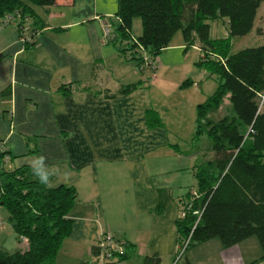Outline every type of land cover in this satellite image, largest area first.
I'll use <instances>...</instances> for the list:
<instances>
[{
	"label": "crops",
	"instance_id": "crops-1",
	"mask_svg": "<svg viewBox=\"0 0 264 264\" xmlns=\"http://www.w3.org/2000/svg\"><path fill=\"white\" fill-rule=\"evenodd\" d=\"M116 5V0H54L34 6L29 25L38 34L31 45L18 41L14 20L0 19V141L7 151L0 168L32 167L43 155L57 169L52 185L76 192L67 214L71 230L56 264L89 261L101 232L126 244V255L110 264H141L154 254L159 264H174V220L195 188L196 156L190 149L195 106L217 79L195 65L198 45H186L177 32L158 52L153 71L139 72L119 51ZM217 20L208 22L211 38L227 35H211ZM257 33L264 30L257 27ZM233 39L231 52L245 48L232 50ZM185 79L190 83L179 87ZM137 81L140 86L130 93H118ZM260 254L254 236L226 247L210 238L188 246L182 262L264 264L257 260Z\"/></svg>",
	"mask_w": 264,
	"mask_h": 264
},
{
	"label": "trees",
	"instance_id": "trees-1",
	"mask_svg": "<svg viewBox=\"0 0 264 264\" xmlns=\"http://www.w3.org/2000/svg\"><path fill=\"white\" fill-rule=\"evenodd\" d=\"M116 1L119 51L135 62L139 72L153 71L155 64L142 67L138 46L154 63L158 52L179 31L186 45H198L201 56L195 65L217 79L215 89L195 106L191 143L204 134L208 145L199 157L194 151L196 197L191 200L188 194L180 202V206L189 203L190 208L183 218L174 220L177 246L189 233L185 249L210 238H217L226 247L254 236L261 251L257 260H264V45L230 50L232 37L252 29L262 0ZM53 2L0 0V19L13 12L20 32L33 18L34 6ZM134 18L140 20L138 36L131 34ZM216 19L226 20L225 37H210L208 22ZM29 27L30 35L38 33ZM186 83L190 81L183 80L179 87ZM140 84H126L118 93H130ZM223 99L228 102L226 113L210 119L208 114L216 111ZM151 114L146 111L148 121ZM162 192L158 191V203L163 201ZM75 200L72 186L48 187L34 175L32 167L0 168V208L20 245L12 252L0 251V264H56L55 256L71 230L72 220L67 214ZM160 208L158 204L155 211ZM95 239L91 259L82 264H110L112 259L126 255L124 242L122 252L99 260ZM183 252L174 257V264H188L182 262ZM141 264H159V257L144 256Z\"/></svg>",
	"mask_w": 264,
	"mask_h": 264
},
{
	"label": "rangeland",
	"instance_id": "rangeland-1",
	"mask_svg": "<svg viewBox=\"0 0 264 264\" xmlns=\"http://www.w3.org/2000/svg\"><path fill=\"white\" fill-rule=\"evenodd\" d=\"M256 10L257 11L255 14L254 27L250 30V33L245 37H234L232 41V50H235L237 49V47L240 46L253 47L258 45H264V35H260L257 33V27H261L264 30V18L260 19L259 16L260 14H264V2H262V4L259 7H257ZM212 24L217 26V29L215 31H211V35L213 37L214 36L219 37L220 35H222V33H224L223 31H227V26L224 23L223 19H218ZM140 28H141L140 20L138 18H134L131 24V33L132 34L138 33L140 31ZM177 34H180L179 31L177 32ZM262 103L264 107V99ZM227 105H228L227 100L223 99V102L220 105V107L216 111L210 112L208 114V117L210 119H217L221 117L223 114L226 113L224 108ZM207 145H208L207 137L204 134H201L199 135L197 141L190 144V149L193 150V152L196 150V154L199 157L200 154L203 153V150L205 149V147H207ZM0 220H1L0 251L12 252L18 249L20 245L15 241L14 233L12 232V229L7 221V215L1 208H0Z\"/></svg>",
	"mask_w": 264,
	"mask_h": 264
},
{
	"label": "built area",
	"instance_id": "built-area-1",
	"mask_svg": "<svg viewBox=\"0 0 264 264\" xmlns=\"http://www.w3.org/2000/svg\"><path fill=\"white\" fill-rule=\"evenodd\" d=\"M4 18L8 21H13L16 24L15 18H14V13L13 12H8L4 15ZM30 25H26L24 27H22V29H20V32H18V41L21 44L24 45H31L34 41V37H36V35L38 33H34L33 35H30L29 32V27ZM107 27L108 24H104V26L102 27V31L104 34L107 33ZM135 41V39H133ZM138 49L141 50V58H142V67H148V66H152L154 63L153 61H151V58L148 57V55H146L143 52V48H140L138 46ZM7 159V151H6V147L3 141H0V160H6ZM196 197V192H194V190L190 191V199L192 200V198ZM190 208V204L189 203H185L184 205H181L178 209L177 212V218H183L185 216V214L187 213V211ZM196 212V211H194ZM0 225H1V220H0ZM190 233L188 234V236L183 240L182 245L177 246V250L175 253V258H177L185 249L187 241L189 239ZM21 240H24L23 238H21ZM95 245L100 249V259H103V257H108L111 253H115V252H122V249H124L125 245H124V241L117 239L115 237H113V235L109 232H101L100 234H98V236L95 239ZM178 255V256H177ZM175 258H174V262H175ZM173 262V263H174Z\"/></svg>",
	"mask_w": 264,
	"mask_h": 264
},
{
	"label": "clouds",
	"instance_id": "clouds-1",
	"mask_svg": "<svg viewBox=\"0 0 264 264\" xmlns=\"http://www.w3.org/2000/svg\"><path fill=\"white\" fill-rule=\"evenodd\" d=\"M46 157L41 155L32 161V170L40 182L48 187L52 186L51 177L57 174V169L49 168L45 163Z\"/></svg>",
	"mask_w": 264,
	"mask_h": 264
}]
</instances>
